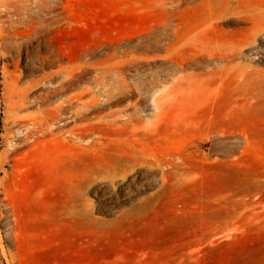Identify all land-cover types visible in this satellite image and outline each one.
Segmentation results:
<instances>
[{"label":"rangeland","instance_id":"rangeland-1","mask_svg":"<svg viewBox=\"0 0 264 264\" xmlns=\"http://www.w3.org/2000/svg\"><path fill=\"white\" fill-rule=\"evenodd\" d=\"M260 15L264 0H0V264H264ZM165 24L198 89L167 127L107 130L99 146L18 137L21 115L60 99L18 112L13 86ZM149 54L160 83L162 47Z\"/></svg>","mask_w":264,"mask_h":264},{"label":"bare ground","instance_id":"bare-ground-1","mask_svg":"<svg viewBox=\"0 0 264 264\" xmlns=\"http://www.w3.org/2000/svg\"><path fill=\"white\" fill-rule=\"evenodd\" d=\"M162 33L163 37L153 35L152 41L144 36L115 46L101 59L90 57L77 65H59L57 71L24 87L13 86L12 105L18 112L28 110L36 101L48 105L50 99H60L44 111L21 115L18 137L38 140L59 136L71 142L99 146L107 130L124 129L139 137L152 135L161 123L167 127L172 104H185L198 89L190 84L193 77L185 73L187 66L171 59L169 24L163 26ZM159 46L164 52L161 68L165 80L157 83L152 76L149 80L145 78L157 71L154 62L157 56L149 53ZM174 76L176 81L170 83ZM86 81L89 88L84 86ZM41 82L47 88L38 96L35 90ZM144 100L151 105L152 113L145 112ZM234 235L222 232L220 239Z\"/></svg>","mask_w":264,"mask_h":264}]
</instances>
